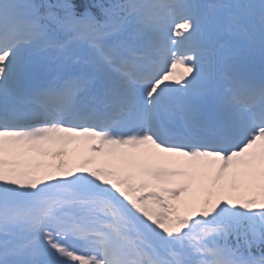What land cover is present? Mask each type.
<instances>
[{
    "label": "snow or ice",
    "instance_id": "snow-or-ice-1",
    "mask_svg": "<svg viewBox=\"0 0 264 264\" xmlns=\"http://www.w3.org/2000/svg\"><path fill=\"white\" fill-rule=\"evenodd\" d=\"M0 264H264V0H0Z\"/></svg>",
    "mask_w": 264,
    "mask_h": 264
},
{
    "label": "bare ground",
    "instance_id": "bare-ground-1",
    "mask_svg": "<svg viewBox=\"0 0 264 264\" xmlns=\"http://www.w3.org/2000/svg\"><path fill=\"white\" fill-rule=\"evenodd\" d=\"M58 156L67 161L69 164L79 163L84 158H91L95 160L97 164L106 163L109 160L105 154L94 155L93 153L89 152L86 148V142L83 140L75 142L73 141L69 144V146L66 147L65 153H62V155ZM225 178H227L226 175ZM190 190L193 191L194 188L190 187Z\"/></svg>",
    "mask_w": 264,
    "mask_h": 264
},
{
    "label": "rangeland",
    "instance_id": "rangeland-1",
    "mask_svg": "<svg viewBox=\"0 0 264 264\" xmlns=\"http://www.w3.org/2000/svg\"><path fill=\"white\" fill-rule=\"evenodd\" d=\"M62 147H63V144H57V145H55L54 148H52V154H49V155L45 156L47 158L46 165H48V164H56V163H58L60 161V159H56L55 153H63L64 149H62ZM40 159L43 161L42 158H40ZM186 195H188V194H186Z\"/></svg>",
    "mask_w": 264,
    "mask_h": 264
}]
</instances>
